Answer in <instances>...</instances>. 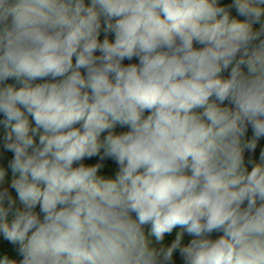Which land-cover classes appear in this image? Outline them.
I'll list each match as a JSON object with an SVG mask.
<instances>
[{"label": "clouds", "instance_id": "9594fccd", "mask_svg": "<svg viewBox=\"0 0 264 264\" xmlns=\"http://www.w3.org/2000/svg\"><path fill=\"white\" fill-rule=\"evenodd\" d=\"M0 126V264H264V0H0Z\"/></svg>", "mask_w": 264, "mask_h": 264}, {"label": "trees", "instance_id": "16d2710c", "mask_svg": "<svg viewBox=\"0 0 264 264\" xmlns=\"http://www.w3.org/2000/svg\"><path fill=\"white\" fill-rule=\"evenodd\" d=\"M86 2H87V0H86ZM230 2H231V0H219V3H221V4H227V3H230ZM232 15L236 16V13H235L234 10L232 12ZM237 18L243 19L241 17H237ZM259 26H260L259 24L254 25V29H258ZM133 62H135V61H133ZM125 63H127V61ZM224 75L227 76L228 73L226 72V73H224ZM9 82H12V81H9ZM124 130H126V129H120V128L116 129L117 132L124 131ZM4 131L5 130L3 129V127L0 126V164H2L4 167H7V160L11 159L12 153L5 152L4 149H3V140H2V138H3V135H4ZM251 138H252V130L249 127V130L247 132L245 140H250ZM261 150H264V137H261L257 141V147H256L255 151H249V150L245 149V152H244V155H245V166H246V168L249 171L251 170V168L253 166H255V164H264V161L260 160V152H261ZM249 161H251V163ZM93 162H94L93 160H85L84 161V163H87V164H91ZM117 171H118V166L114 162H109L106 165V169H102L101 174L102 175L112 176L114 178L115 173ZM11 177H12V174H11V171L9 170L8 171V176L6 177V186H7L8 183H10ZM145 230L148 231V228L146 227ZM177 231H179V229H174L173 233L171 235H167L166 234L165 239H164V241L162 243L164 245L170 244L175 239V235H176ZM218 235H220V234L219 233H214L213 234V238L218 237ZM150 239H151L153 245H155L156 247L160 246V245L156 244L154 237H150ZM190 239H191V237H189L187 234H185L183 243L187 244ZM5 253H7L10 256V258L15 259L17 261L22 259V257L18 255V253L13 249V247L10 244H8L6 241H4L2 236H0V255H3ZM174 258L176 260V264H182V261H181V258L179 256L178 252L174 254Z\"/></svg>", "mask_w": 264, "mask_h": 264}]
</instances>
